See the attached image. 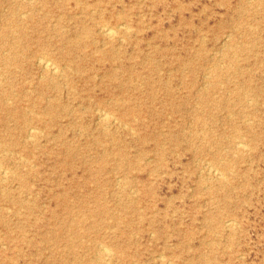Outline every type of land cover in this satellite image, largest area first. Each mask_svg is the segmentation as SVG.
Masks as SVG:
<instances>
[{"label":"rangeland","instance_id":"obj_1","mask_svg":"<svg viewBox=\"0 0 264 264\" xmlns=\"http://www.w3.org/2000/svg\"><path fill=\"white\" fill-rule=\"evenodd\" d=\"M0 32V264H264V0H0Z\"/></svg>","mask_w":264,"mask_h":264},{"label":"bare ground","instance_id":"obj_2","mask_svg":"<svg viewBox=\"0 0 264 264\" xmlns=\"http://www.w3.org/2000/svg\"><path fill=\"white\" fill-rule=\"evenodd\" d=\"M61 1H65V0H61ZM76 4H78V2H76ZM76 8L78 9L79 7H77L76 6ZM84 8H89V7H84ZM29 12V11H28ZM22 15V14H21ZM118 19L119 18H117V20L116 21H118ZM73 21V20H72ZM71 21V22H72ZM74 22V21H73ZM39 24V23H38ZM98 24H99V28L100 29H98V30H100V32H101V34L103 35V36H105V37H107V38H109V37H113L116 33H115V31L116 30H114L113 29V27H111V26H109L108 24H107V22H105V21H99L98 22ZM117 24V26L120 24H118V23H116ZM121 24L122 25H120L118 28H121V29H125V28H127V24L126 23H122L121 22ZM124 24V25H123ZM10 25V24H9ZM16 27V26H15ZM82 27V26H81ZM128 30H129V28H128ZM125 31V30H124ZM17 33V32H16ZM38 33H40V32H38ZM228 35H230V34H228ZM2 36H3V34H2V32H0V45H2L3 44V40H2ZM50 37V36H49ZM119 39H120V37H119ZM123 39V38H122ZM52 40V39H51ZM225 44V43H224ZM77 47H79V42H76L75 40L72 42V43H69V44H67V42L64 44V46H63V53H64V55L66 56V57H68V54H71V53H73V50H75ZM3 51V50H2ZM7 50H5V52H6ZM7 58V57H6ZM9 59H10V57H9ZM8 59V60H9ZM68 60H70V61H73V62H76V59L74 58V57H69V59ZM36 61H37V63H38V65H40L43 69H45L47 72H51V73H53V75L59 70V68L57 67V65L55 64V61H53V58L49 55V53H47V55H42V56H39V57H37L36 58ZM117 61V60H116ZM119 64V63H118ZM230 65V64H229ZM62 67H64V66H62ZM66 67V66H65ZM70 69V68H69ZM185 70V69H184ZM63 71V70H62ZM139 71V70H138ZM60 72H61V70H60ZM64 72V71H63ZM171 72V71H170ZM169 73V72H168ZM40 76V75H39ZM43 76V75H42ZM59 77V76H58ZM43 78V77H42ZM42 78H40V79H42ZM169 78V77H168ZM179 80H180V78H179ZM137 82V81H136ZM48 82H40V84H41V86H45L46 84H47ZM221 83V82H220ZM229 83V82H228ZM48 85V84H47ZM46 85V86H47ZM137 85V84H136ZM143 85H145V84H143ZM138 86H139V84H138ZM147 86V85H146ZM205 86V85H204ZM221 89V88H220ZM241 91V90H240ZM191 92V91H190ZM193 94V93H192ZM243 94H246V93H243ZM125 98H124V103H123V105H122V114H123V116L124 117H126V118H132V117H134L135 116V114L137 113V111H135V108H134V106L133 105H131L130 104V98L128 97V95H126V96H124ZM8 101V100H7ZM109 101V100H108ZM78 103V102H77ZM126 103V104H125ZM43 108H44V110L45 111H47L49 114H51V116L53 115V118H55L56 117V115H57V105L54 103V102H48V103H46L44 106H43ZM98 108V107H97ZM102 109V108H101ZM102 111H104L103 109H102ZM20 110L18 111V109L16 110V112H15V116H16V118H18V116L20 115ZM29 112V111H28ZM96 112V111H95ZM101 112V111H100ZM106 113H107V111H106ZM106 113H100L99 114V116H98V118H100L101 119V121L103 122V123H105V125H107L106 123H108V122H110V118H109V115H108V113L106 114ZM229 117H230V114L228 115ZM30 117V116H29ZM113 118H114V116H112ZM97 118V119H98ZM115 120V119H114ZM235 121V120H234ZM250 122V121H249ZM118 123V122H117ZM248 123V122H247ZM119 124V123H118ZM123 125L122 126H124L125 124L124 123H122ZM109 125V124H108ZM107 125V126H108ZM126 126V125H125ZM204 126V125H203ZM127 127V126H126ZM31 128V130L33 129V127H30ZM108 128V127H107ZM36 130V129H35ZM42 132V131H41ZM178 132V131H177ZM29 133V132H28ZM201 134V133H200ZM240 135H242V133L240 134ZM29 135L27 134V138H29L28 137ZM33 136V135H32ZM198 136V135H197ZM243 136V135H242ZM255 136L257 137V135L256 134H254V136H253V138H255ZM32 138V137H31ZM199 138H201V137H199ZM33 139V138H32ZM203 139V138H202ZM238 141H240V140H238ZM209 142V141H208ZM244 141H240L239 143H237V142H235V144H234V146L233 147H235L237 150H242L244 147H245V145L246 144H244L243 143ZM42 143V142H41ZM39 144V143H38ZM213 144H214V142H213ZM209 146V145H208ZM247 146V145H246ZM45 147V146H44ZM248 147V146H247ZM246 147V148H247ZM226 149V148H225ZM4 150V149H3ZM5 152V151H4ZM9 153H10V151H9ZM16 154V153H15ZM116 155H120L118 152L117 153H115ZM233 154V153H232ZM17 155V154H16ZM70 157H71V155H73L72 153H69L68 154ZM27 162H29V161H27ZM185 165V164H184ZM211 166V165H210ZM3 169V168H2ZM10 170V169H9ZM24 170V169H23ZM3 171V170H2ZM5 171V170H4ZM7 171V170H6ZM231 172V171H230ZM5 173V172H4ZM12 173V172H11ZM211 173V172H210ZM239 173H241V172H239ZM13 174V173H12ZM212 174V173H211ZM243 174V173H242ZM6 176V175H5ZM214 176H215V174H214ZM215 177H217V178H219V179H221V180H223V178H224V180L226 179L225 177V175H224V177H223V174L220 172V173H218L217 174V176H215ZM6 178V177H5ZM9 178V177H8ZM118 178V177H117ZM214 178V177H213ZM217 180V179H216ZM221 184V183H220ZM224 184V183H223ZM228 184V183H227ZM118 186V185H117ZM198 187V186H197ZM199 187H201V186H199ZM211 189H212V187H211ZM214 189V188H213ZM202 190V189H201ZM132 191V190H131ZM3 193V192H2ZM135 193V192H134ZM136 195V194H135ZM137 200V199H136ZM140 205V204H139ZM142 210V209H141ZM8 211H9V209H8ZM228 221V220H227ZM235 222V221H234ZM227 224V223H226ZM230 225H231V222L229 223ZM228 224V225H229ZM229 225V226H230ZM232 227V226H231ZM227 228V227H226ZM234 228V227H233ZM217 246V245H216ZM106 248V247H105ZM108 249V248H107ZM107 249H102L101 250V255H102V257L106 260V259H108V260H110V259H112V251L110 252L109 250H107ZM204 254V253H203ZM202 254V255H203ZM159 257V256H158ZM161 257V256H160ZM163 258H164V256H163ZM162 258V259H163ZM104 260V261H105ZM171 262V261H170ZM169 264V263H168Z\"/></svg>","mask_w":264,"mask_h":264}]
</instances>
